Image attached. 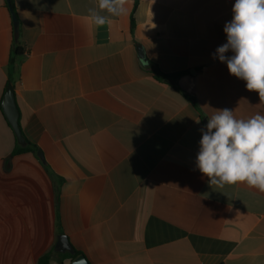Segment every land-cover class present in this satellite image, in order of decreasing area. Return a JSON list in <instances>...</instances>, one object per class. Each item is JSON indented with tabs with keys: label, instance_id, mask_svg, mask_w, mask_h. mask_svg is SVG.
I'll return each mask as SVG.
<instances>
[{
	"label": "crops",
	"instance_id": "1",
	"mask_svg": "<svg viewBox=\"0 0 264 264\" xmlns=\"http://www.w3.org/2000/svg\"><path fill=\"white\" fill-rule=\"evenodd\" d=\"M13 1L18 40L0 0V264H38L57 229L91 264H264V192L196 167L214 109L264 115L213 58L235 0H126L102 27L96 0ZM9 80L44 162L14 154Z\"/></svg>",
	"mask_w": 264,
	"mask_h": 264
},
{
	"label": "clouds",
	"instance_id": "2",
	"mask_svg": "<svg viewBox=\"0 0 264 264\" xmlns=\"http://www.w3.org/2000/svg\"><path fill=\"white\" fill-rule=\"evenodd\" d=\"M126 0H96L87 9L92 22L102 27L122 15ZM233 17L224 26L227 42L213 54L226 63L231 75L246 82L264 103V0H235ZM231 51L233 55L225 54ZM199 123V120H196ZM196 167L210 186L243 183L264 192V115L237 118L234 110L214 109L207 118Z\"/></svg>",
	"mask_w": 264,
	"mask_h": 264
},
{
	"label": "water",
	"instance_id": "3",
	"mask_svg": "<svg viewBox=\"0 0 264 264\" xmlns=\"http://www.w3.org/2000/svg\"><path fill=\"white\" fill-rule=\"evenodd\" d=\"M9 6V9L11 11L12 19H13V25H14V36L15 39L18 40L19 38V19L14 11V9L11 7V1L6 0ZM139 57L141 60L148 64V60L141 48H138ZM2 109L3 112L11 125L14 134L17 139V143L21 147L27 146V140L25 138V135L23 134L19 118H20V111L19 107L16 101L15 91L14 87L11 83L7 85L4 98L2 101ZM37 157L44 162V155L41 150H38L36 153ZM55 251L57 253H69L72 256H75L76 250L71 245L68 237L65 234H60L57 236V241L55 244ZM70 264H91L89 260L87 259L85 254H80L76 258H74Z\"/></svg>",
	"mask_w": 264,
	"mask_h": 264
},
{
	"label": "trees",
	"instance_id": "4",
	"mask_svg": "<svg viewBox=\"0 0 264 264\" xmlns=\"http://www.w3.org/2000/svg\"><path fill=\"white\" fill-rule=\"evenodd\" d=\"M11 1V7L14 9L15 11V5H14V1L13 0H10ZM132 29H134V27L132 26ZM23 54L22 51H21V48L20 46L15 45V55L19 56ZM9 83H12V80H9ZM187 95V94H185ZM188 96V95H187ZM191 100L194 101V99L192 97H190ZM39 150V148L36 146V145H33L32 143H30L29 141H27V146L25 147H17V149L15 150L14 154H21V153H25V152H32L33 154L36 155L37 151ZM45 168L47 170V172L49 173V175L54 178L52 172L50 171V169L45 165ZM57 234H61L60 230L57 229ZM56 254L55 253V249L54 247L47 253H45L43 256H41V258L39 259L38 261V264H51L52 261H53V255ZM81 253L76 251V254L75 256H72L70 255L69 253H64V254H60L61 256L63 257H66V258H69V259H74L76 258L78 255H80Z\"/></svg>",
	"mask_w": 264,
	"mask_h": 264
}]
</instances>
